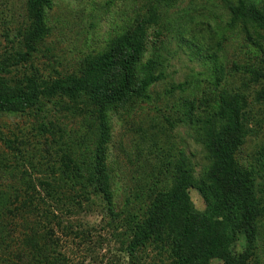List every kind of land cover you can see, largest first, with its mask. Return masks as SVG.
<instances>
[{
	"label": "trees",
	"instance_id": "16d2710c",
	"mask_svg": "<svg viewBox=\"0 0 264 264\" xmlns=\"http://www.w3.org/2000/svg\"><path fill=\"white\" fill-rule=\"evenodd\" d=\"M3 1L0 8L8 5ZM219 2L226 19L212 26L192 8L169 18L175 0H138L125 31L72 71L48 56L53 0H26L17 18L1 14L0 116L21 117L28 127L11 137L0 130V178L16 180L0 187V264L10 257L15 264H69L55 227L48 221L38 227L23 215L46 199L59 209L77 198L102 200L109 224L129 233L123 252L134 262L151 247L167 264H264V148L244 154L253 124L264 127V0ZM194 24L206 34L193 33ZM234 31L244 37L247 62L235 59L227 72L219 54ZM178 50L205 71L198 75L203 81L165 89L168 98L185 96L180 117L167 121L171 129L177 122L190 129L208 165L197 178L186 152L178 151L175 162L174 145L156 144L150 153L159 167L151 165L153 176L139 180L117 210L108 165L112 115L152 104L168 80V56ZM204 82L211 90L198 99L193 91ZM190 189L203 198L204 212L190 203ZM14 202L21 203L17 218L6 214Z\"/></svg>",
	"mask_w": 264,
	"mask_h": 264
},
{
	"label": "rangeland",
	"instance_id": "374dc122",
	"mask_svg": "<svg viewBox=\"0 0 264 264\" xmlns=\"http://www.w3.org/2000/svg\"><path fill=\"white\" fill-rule=\"evenodd\" d=\"M25 1H6L8 5L1 6L0 16L2 14V18L3 16L10 18L14 14L17 18L19 14H23ZM137 1L53 0L54 8L47 14L48 26L51 29L48 46L53 51L48 56L54 58V63H60L69 71L75 70L86 56L101 53L109 39L125 31L127 25L134 19ZM220 4L219 0H175L177 7L171 8L172 15L169 18H176L178 14L183 15L184 10L192 8L197 11V16H200L197 20H204L212 26L220 25V19H226V13ZM9 9L12 11L11 15L7 13ZM162 14H166L165 11ZM197 27L195 24L192 26L193 33L196 32L198 36L206 34L202 32L205 28ZM238 33L239 31L228 33L227 36L231 42L227 44L225 51L219 54L227 72L231 68V61L239 59L241 65L247 62L244 51L241 50L244 37ZM172 47L171 51H176L177 43L173 42ZM4 48L5 43L2 41L0 55ZM168 59V80L155 89L158 96L153 103L140 104L131 113L120 110L119 114L112 115L113 130L112 141L108 148V165L114 172L112 190L117 210L123 208L125 198L131 194L139 180L153 176L151 165L159 167V160L151 155L155 152L156 144L174 145L175 162L178 151L186 152L196 164L197 178L203 174L205 166L208 165L205 151L195 143L190 129L179 122H177L179 126L171 129L167 121L171 116L174 119L180 117L176 109L181 106L179 99L182 94L178 93L175 98H168L165 94V89L172 84L192 83L196 79L203 81L198 75L205 70L198 62H190L188 56L180 50L176 57L168 56ZM210 90L211 87L204 82L198 90L193 92L198 99H205ZM182 97L185 96L182 95ZM126 123L129 124L126 125ZM253 126L251 129L256 133L251 134L244 149V154L250 156L264 148V127L257 128L255 124ZM27 127L26 119L0 116V130L8 137L12 136L10 131L19 135V130ZM2 145L0 141V147ZM1 176L3 177L0 178L2 189L7 190L16 181H9L7 176ZM37 192L46 198L44 193L39 190ZM188 198L197 211H205V202L195 189L188 191ZM77 201L76 204L68 202L64 208L58 209L54 207L52 201L46 199L45 205L40 203L25 208L23 217L38 227L40 225L41 228V223L47 225V221L55 227L56 235L61 239L60 251L66 256L69 264H167L166 257L161 258L158 250H150L151 247L147 252L143 249L139 250L137 261L129 260L123 252L124 242L128 241L129 233L126 234L125 229L116 230L115 224H109L110 218L105 214L102 200L77 198ZM20 204V202H14L8 205L9 210L6 214L9 217H16ZM20 221L22 223V220ZM58 221L62 222V228L56 227ZM17 225L19 226L20 222ZM21 230L18 228V233L22 232ZM62 230L68 234H64ZM0 256L3 255L0 254ZM139 259L140 263H138ZM15 262V258L10 257L7 264H15ZM211 264H218V262Z\"/></svg>",
	"mask_w": 264,
	"mask_h": 264
}]
</instances>
